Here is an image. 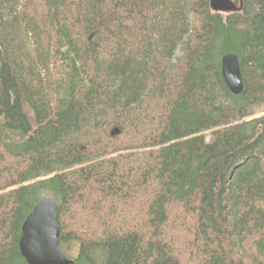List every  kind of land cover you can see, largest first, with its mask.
<instances>
[{"label":"trees","instance_id":"1","mask_svg":"<svg viewBox=\"0 0 264 264\" xmlns=\"http://www.w3.org/2000/svg\"><path fill=\"white\" fill-rule=\"evenodd\" d=\"M234 2L0 0V264L45 197L73 264H264V0Z\"/></svg>","mask_w":264,"mask_h":264},{"label":"water","instance_id":"2","mask_svg":"<svg viewBox=\"0 0 264 264\" xmlns=\"http://www.w3.org/2000/svg\"><path fill=\"white\" fill-rule=\"evenodd\" d=\"M214 11L228 13L241 7L233 0H210ZM221 72L224 81L233 94L244 90L239 57L228 52L221 58ZM61 233L59 208L53 197H45L35 205L22 225L19 247L28 264H73L59 244Z\"/></svg>","mask_w":264,"mask_h":264},{"label":"bare ground","instance_id":"3","mask_svg":"<svg viewBox=\"0 0 264 264\" xmlns=\"http://www.w3.org/2000/svg\"><path fill=\"white\" fill-rule=\"evenodd\" d=\"M234 1V0H233ZM236 3V2H235ZM237 4V3H236ZM238 6V5H237Z\"/></svg>","mask_w":264,"mask_h":264}]
</instances>
